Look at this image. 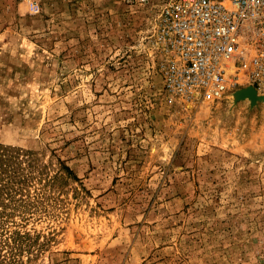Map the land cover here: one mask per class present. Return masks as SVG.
I'll return each mask as SVG.
<instances>
[{"label": "rangeland", "instance_id": "rangeland-1", "mask_svg": "<svg viewBox=\"0 0 264 264\" xmlns=\"http://www.w3.org/2000/svg\"><path fill=\"white\" fill-rule=\"evenodd\" d=\"M154 17L0 0V144L43 192L23 264H264V100L171 95Z\"/></svg>", "mask_w": 264, "mask_h": 264}, {"label": "built area", "instance_id": "built-area-1", "mask_svg": "<svg viewBox=\"0 0 264 264\" xmlns=\"http://www.w3.org/2000/svg\"><path fill=\"white\" fill-rule=\"evenodd\" d=\"M26 1L41 10L42 0ZM153 1V41L171 95L219 98L243 77L264 93V0Z\"/></svg>", "mask_w": 264, "mask_h": 264}, {"label": "trees", "instance_id": "trees-1", "mask_svg": "<svg viewBox=\"0 0 264 264\" xmlns=\"http://www.w3.org/2000/svg\"><path fill=\"white\" fill-rule=\"evenodd\" d=\"M22 149L0 144V264H23V253L32 249L30 230H23L33 216L32 210L43 201V192L32 195L28 191V179L21 157ZM55 178V177H54ZM50 182V181H48ZM20 209L22 221L14 216ZM28 210V213H26ZM21 213V214H22ZM24 220V221H23Z\"/></svg>", "mask_w": 264, "mask_h": 264}, {"label": "bare ground", "instance_id": "bare-ground-1", "mask_svg": "<svg viewBox=\"0 0 264 264\" xmlns=\"http://www.w3.org/2000/svg\"><path fill=\"white\" fill-rule=\"evenodd\" d=\"M238 91L241 92V94L239 95L241 98L248 97L253 102H256L259 99L264 100V93L262 94L250 84H247L244 88Z\"/></svg>", "mask_w": 264, "mask_h": 264}, {"label": "water", "instance_id": "water-1", "mask_svg": "<svg viewBox=\"0 0 264 264\" xmlns=\"http://www.w3.org/2000/svg\"><path fill=\"white\" fill-rule=\"evenodd\" d=\"M254 87V86H253ZM255 88V87H254ZM253 102V101H252Z\"/></svg>", "mask_w": 264, "mask_h": 264}]
</instances>
